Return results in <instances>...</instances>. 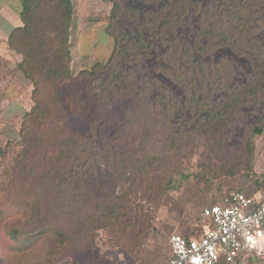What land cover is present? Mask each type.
<instances>
[{
    "label": "trees",
    "instance_id": "16d2710c",
    "mask_svg": "<svg viewBox=\"0 0 264 264\" xmlns=\"http://www.w3.org/2000/svg\"><path fill=\"white\" fill-rule=\"evenodd\" d=\"M22 7V24L8 38L18 69L35 91L38 79L51 83L63 109L61 117L70 114V107L76 109L79 117L95 121L96 129L101 126L100 139L108 138L109 127L127 126L139 118L149 136L160 141L159 150L163 147L169 153L184 138L216 139L245 106L255 112L264 110V104L255 105L258 95L264 97V0H112L106 30L113 36L114 48L106 61H97L82 72L85 78H99L98 90L90 96L69 93L67 101L62 98L63 87L78 79L71 67L74 4L72 0H22ZM126 96L132 101L127 120L105 119L100 114L93 118L94 105L104 108ZM38 106L40 102L24 115L27 130L15 142L21 151L41 141L30 128L46 119ZM159 117L166 126L173 127L174 122L172 133L164 131ZM189 123L194 126L188 130ZM263 132L264 126L252 129L253 134ZM84 146L80 154L90 155L92 146L88 148L89 142ZM76 151L62 149L60 158L76 160ZM138 154L144 169L163 159L158 151ZM2 155L6 161V152ZM116 170L115 174L96 172L85 189L68 190L66 199L58 193L33 198L25 208V223L6 225L9 236L18 241V264H72L69 258L82 247L83 239L114 224L130 192L124 188L123 170ZM51 171L54 176L59 172L57 163ZM55 179L61 181L59 176ZM243 192L264 201V173ZM39 246H45V252L39 249L37 259ZM255 256L245 252L234 264L252 263Z\"/></svg>",
    "mask_w": 264,
    "mask_h": 264
},
{
    "label": "rangeland",
    "instance_id": "374dc122",
    "mask_svg": "<svg viewBox=\"0 0 264 264\" xmlns=\"http://www.w3.org/2000/svg\"><path fill=\"white\" fill-rule=\"evenodd\" d=\"M71 35V67L78 79L63 87V101H67L69 93L86 92L90 96L98 90L95 83H99V78H85L82 72L90 70L97 61H106L114 48L113 36L106 29L100 31L98 41L82 28ZM16 73L17 69L13 70V84L0 93V264L19 263L18 241L9 236L6 225L25 223V208L33 198L39 193H58L66 199L68 190L74 193L85 189L88 178L95 177L96 172L115 174L116 169H122L124 188L130 192L118 208L116 222L83 239L82 247L73 259L69 258L72 264L164 261L171 254L172 233L200 230L205 222L201 217L204 207L233 190H248L253 180L264 173V132L252 133L254 126H264V110L255 112L245 106L216 139L198 135L184 138L181 145L166 153L163 147L159 150L160 141L149 136L146 124L139 118L127 126L109 127L108 138L100 139L101 126L96 129L95 121L79 117L76 109L70 107V114L61 117L63 109L51 83L38 79L35 91L21 71ZM37 102L40 106L36 109L47 114L46 119L37 128H30L41 141L24 152L15 142L27 130L25 113ZM260 103L264 104V97L258 95L256 107L260 108ZM129 105L132 101L128 96L114 99L104 108L96 104L93 118L98 119L100 114L105 119L127 120ZM162 119L159 117L164 131L172 133L174 122L173 127L166 126ZM186 126L189 130L194 124ZM85 142H89L88 148L92 147L91 154L84 156L79 149L87 148ZM62 149L66 153L77 149L76 160L60 158ZM146 150L160 152L163 159L148 169L142 168L138 153ZM3 152L7 154L6 161ZM56 163L59 172L55 176L61 181L51 171ZM94 164L99 168L92 167ZM39 249L45 252V246L37 247V259L41 258ZM240 264H264V259L255 256L252 263L246 260Z\"/></svg>",
    "mask_w": 264,
    "mask_h": 264
},
{
    "label": "built area",
    "instance_id": "2783aa9c",
    "mask_svg": "<svg viewBox=\"0 0 264 264\" xmlns=\"http://www.w3.org/2000/svg\"><path fill=\"white\" fill-rule=\"evenodd\" d=\"M201 217L207 220L202 232L190 238L172 233L170 258L154 264H234L245 252L264 259V201L233 190L204 207Z\"/></svg>",
    "mask_w": 264,
    "mask_h": 264
},
{
    "label": "crops",
    "instance_id": "0c3cea01",
    "mask_svg": "<svg viewBox=\"0 0 264 264\" xmlns=\"http://www.w3.org/2000/svg\"><path fill=\"white\" fill-rule=\"evenodd\" d=\"M72 2L74 4V20L71 26V33L77 32V30L82 28L88 30L92 38H94L95 41H98V34L101 30L106 29L108 24L106 19L112 8V0H72ZM22 9V0H0V93H3L7 87H10L13 84V70L17 69V75L20 71L17 66V60L8 46V38L9 35L22 24ZM97 16L103 18V20H89L90 18H96ZM224 197H222V199ZM222 199L218 202H222ZM202 220L204 219L202 218ZM206 224L207 220L202 224L200 230L187 233L191 237L196 236L202 232ZM123 255L125 254L123 253ZM170 256L161 262H142V264L162 263L167 261ZM152 259L153 257H151V259H145V261H150ZM124 264H126V262H124Z\"/></svg>",
    "mask_w": 264,
    "mask_h": 264
},
{
    "label": "flooded vegetation",
    "instance_id": "af4514ba",
    "mask_svg": "<svg viewBox=\"0 0 264 264\" xmlns=\"http://www.w3.org/2000/svg\"><path fill=\"white\" fill-rule=\"evenodd\" d=\"M255 111V109H253Z\"/></svg>",
    "mask_w": 264,
    "mask_h": 264
}]
</instances>
